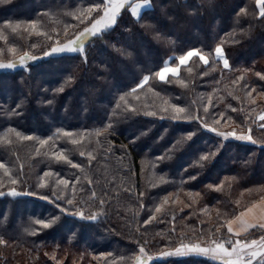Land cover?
I'll use <instances>...</instances> for the list:
<instances>
[{
	"label": "trees",
	"instance_id": "16d2710c",
	"mask_svg": "<svg viewBox=\"0 0 264 264\" xmlns=\"http://www.w3.org/2000/svg\"><path fill=\"white\" fill-rule=\"evenodd\" d=\"M149 1L137 19L126 5L115 25L92 37L83 52L45 57L57 41L90 25L91 18L80 23L75 17L98 0H0V62L25 52L40 57L26 68L0 70V163L17 181L11 184L0 169L6 193L0 196V264H135L140 247L154 257L182 243L219 242L232 235L230 219L264 200V120L257 119L264 112V17L255 0ZM8 24L19 27L12 31ZM217 46L228 69L216 59ZM192 49L209 63L193 57L177 76L155 77L165 61ZM146 75L147 84L137 88ZM172 106L185 109L178 121L170 119ZM203 123L238 134L251 128L257 143L224 140ZM189 133L196 135L184 140ZM217 145V154L201 166L200 156ZM61 149L80 168L55 160L52 153ZM61 179L68 187L58 184ZM12 188L33 194L8 195ZM78 210L97 219L72 214ZM37 219L56 222L33 235ZM13 222L19 233L9 231ZM255 232L263 230L238 238L256 239ZM150 264L222 263L188 255Z\"/></svg>",
	"mask_w": 264,
	"mask_h": 264
},
{
	"label": "snow or ice",
	"instance_id": "6c2138e0",
	"mask_svg": "<svg viewBox=\"0 0 264 264\" xmlns=\"http://www.w3.org/2000/svg\"><path fill=\"white\" fill-rule=\"evenodd\" d=\"M130 3V0H98V2H94L92 6L83 8L79 10V15L75 18L80 22L84 23L86 20H90V26L84 27L82 31L76 32L74 38L69 39L67 43L61 44L59 41L56 42V45L51 47L50 51H45L43 53L44 56H50L53 54H61V53H72V52H83L84 46H85V40L92 38V37H102V35L111 27H113L117 21V18L121 15L122 10L126 9V5ZM143 4L149 5V0H143ZM255 5L259 9V16L264 17V0H255ZM141 5L140 4H132L131 11L132 14L139 17ZM93 13H97L96 17H92ZM246 10L241 9V14H245ZM19 25L13 26L11 24L6 25V28H11L12 31H16ZM31 27L34 29L36 27L35 22L32 23ZM66 26L65 31H67ZM148 27H152V25H148ZM38 35H42L43 33H37ZM51 39V37H49ZM9 51L14 52L15 49H9ZM215 56L218 61H223V67L225 69H228L229 62L227 58L224 55L223 48L220 46H217L215 49ZM193 57H199V60L202 61L205 65L209 63L208 58L202 54L201 50L198 49H192L187 51L184 55H180L176 58H169V61H165V66L162 67L158 72L155 73V77H158L160 81H166L167 76L171 74L173 77L178 75V70L181 65H185L188 63V61ZM39 59V57L35 55H30L28 52H25L23 55L19 56L16 60L10 61L8 63H0V68H10L14 69L17 67V65L24 66L26 68L28 61H35ZM173 59H178L179 63L176 65V67H170L169 64ZM191 71V69H188ZM259 75V74H257ZM240 79H243V77H240ZM261 79H264V76H261ZM149 81V76H144L142 81L139 85H137V88H142L147 82ZM181 83H183L181 81ZM246 86V85H245ZM59 91H63V88L59 89ZM133 92L136 91V88L132 89ZM253 91H255L253 89ZM249 96H251V93H248ZM120 99L123 101L124 97L121 96ZM252 103H255V100L251 101ZM19 107V106H18ZM163 111L167 112L169 111L168 108L163 109ZM171 111L173 112V115H171L170 119L173 121L180 120L181 114L185 113L184 108H179L172 106ZM205 113H207L208 109H204ZM232 111H236L235 108L232 109ZM147 115H156L155 112H149L146 113ZM221 119L224 118V114H220ZM164 118V117H162ZM184 119L188 120H200L201 118L199 116H185ZM230 119V118H228ZM259 120H264V112H261V114L257 117ZM216 124L220 123V120L215 121ZM202 127L212 133H215L216 136L223 138L224 140L231 138H235L237 140L241 141H248L252 144H256L257 141L253 139L251 135V128L248 129V134H245L243 132L237 133L235 129L232 131H219L216 127H211L207 123H203ZM260 128L264 129V124L259 125ZM100 133H97L99 135ZM17 137H20L19 133H16ZM57 137L61 135V133L58 131L56 133ZM64 137L71 138L72 133L70 132H64L62 133ZM196 133H189L187 137H184V140L190 141L192 140L193 136H195ZM25 140H31L33 137L31 136H24L20 137ZM51 139V138H49ZM70 142L73 145H77L80 143L79 140L71 139ZM49 143L48 140H41L40 144L43 146L45 144ZM179 143V141L177 142ZM217 148V151H209L200 156L199 160L201 163V166L203 165L204 161L210 160L212 157H214L220 146H215ZM39 151V150H38ZM80 156H84V152L79 153ZM55 160L63 161L68 164H70L74 168H80L79 164H73L72 161L69 159L67 155L64 154V151L61 149L59 151V154L56 152L52 153ZM88 156L90 159L94 158L92 157L91 153H88ZM162 159V158H161ZM0 169H4V174L6 177L9 178L11 184H16L17 181L15 179H11V173L9 170L5 167L3 163H0ZM51 173H45V176H49ZM79 178H77L78 180ZM191 179H196V177H191ZM91 183V181H89ZM58 184L63 185L64 187H68L69 182L67 180H59ZM46 185L41 183L39 187H45ZM216 190H220V187H218ZM6 193L3 191H0V196L5 195ZM11 196H18V195H32L33 193H19L15 190V188L10 189V191L7 193ZM55 196V192L53 193ZM93 197L95 196V193L92 194ZM41 199L48 200L49 197L42 196ZM57 200L65 199L62 196H57ZM165 202H167V198H165ZM66 203L68 205H72L75 203L73 199H66ZM101 204L104 203L103 200L100 201ZM57 208H60V205L56 204ZM255 207V206H254ZM61 212H66L67 209L60 208ZM157 212L160 211V208L156 209ZM252 209H247V212H251ZM73 215H76L80 217L81 219L85 220H96L97 215H88L85 216L84 212L82 210H78ZM245 216V212H241L239 216L235 217L236 220H240L241 223L244 225L242 228V231H233L232 227V221H228L227 223V233L232 234L231 236H226L224 239L217 242L216 240L211 241V244L214 246L209 247H202L200 244H181L179 247H176L172 251H165L160 253L161 257H171V256H188V255H202L209 257L211 259H218L222 261V264H253L255 261L256 264H264V236H261L259 239H252L250 241L246 239H233V237H240L242 233H247L250 229L259 228L264 230V222H258V223H247L243 220V217ZM57 217L56 219H58ZM154 218V217H153ZM262 220H264V217H261ZM56 222L55 219L53 220H40L37 219L34 221V224L40 225V229H34L32 231V234H38V232L42 229H47L51 227ZM149 221H146L145 223H148ZM0 243H4V241L0 240ZM228 245V246H226ZM139 252L141 255L136 257V264H148L149 261H152L156 258L152 256H148L145 253V249L143 247H140Z\"/></svg>",
	"mask_w": 264,
	"mask_h": 264
},
{
	"label": "crops",
	"instance_id": "0c3cea01",
	"mask_svg": "<svg viewBox=\"0 0 264 264\" xmlns=\"http://www.w3.org/2000/svg\"><path fill=\"white\" fill-rule=\"evenodd\" d=\"M141 3H139L141 5L139 12L141 13L142 10L149 8V5L143 4V0H140ZM150 2V1H149ZM132 4H136V3H132ZM132 4L130 6V11H131V7ZM259 10V9H258ZM132 14V11H131ZM133 17H137L134 14H132ZM169 61V59L167 60ZM179 63L178 59H176L175 63L170 62L169 66L170 67H176V65ZM186 65V64H185ZM165 66V63L163 65V67ZM182 66V65H181ZM180 68V67H179ZM179 71V70H178ZM171 75V74H169ZM168 75V76H169ZM158 78V77H157ZM159 79V78H158ZM255 206V207H254ZM251 208L252 211L251 212H247V209ZM241 212H245V216L243 217V220L246 221L247 223H258V222H264V220L261 219V217H264V200H258L253 202L252 204L248 205L247 207H245L244 209H242L236 216H234L232 219H230L229 221H232V227H233V231H242V228L244 227V225L241 223L240 220H236L235 217L239 216V214ZM228 223V222H227ZM227 223H226V228H227ZM251 230V229H250ZM249 230V231H250ZM248 231V232H249ZM245 233H242V235Z\"/></svg>",
	"mask_w": 264,
	"mask_h": 264
},
{
	"label": "rangeland",
	"instance_id": "374dc122",
	"mask_svg": "<svg viewBox=\"0 0 264 264\" xmlns=\"http://www.w3.org/2000/svg\"><path fill=\"white\" fill-rule=\"evenodd\" d=\"M136 3V4H139V3H141L140 2V0H133L131 3H130V5H129V7H128V9H129V12H130V14H131V11H130V6H131V4L132 3ZM27 5H24V6H20L18 9L19 10H21V9H27ZM17 10V8L16 9H12L11 11H16ZM143 11V10H142ZM142 11H141V13H142ZM140 13V14H141ZM132 15V14H131ZM140 16V15H139ZM133 17V16H132ZM135 19H137L138 17H134ZM90 26V25H89ZM91 38H89V39H87V40H85V44L90 40ZM65 43H67V42H65ZM64 44V43H63ZM2 55V52L0 53V56ZM45 57H47V56H45ZM18 58V57H17ZM17 58H15V59H13V60H9V61H2V62H0V63H8V62H10V61H14V60H16ZM39 59H40V57H39ZM36 61V60H35ZM31 62H34V61H28L27 62V64H29V63H31ZM21 67H24V66H21V65H17V67L16 68H21ZM16 68H14V69H16ZM0 70H12V69H10V68H0ZM21 88H18L16 91H19ZM80 108H81V105H80ZM30 116L32 115L31 113L29 114ZM260 173L261 172V170L259 171H257V173ZM9 231L11 232V233H19V227H18V225H17V223L16 222H13V223H11V225H10V229H9ZM61 232L59 231V232H57V233H54V236L56 237V236H58L59 234H60ZM256 234L258 233V232H255ZM260 235V236H259ZM259 235L257 234V237H256V239H259L261 236H264V230H263V232L262 233H259ZM233 239H240V238H238V237H234ZM248 241H250V240H248ZM193 244H200L202 247H209V246H214V245H212V244H209V243H205V242H195V243H193ZM180 246V245H179ZM179 246H177V247H179ZM226 246H228V245H226ZM176 248V247H175ZM175 248H172V249H168V250H166V251H172V250H174ZM165 252V251H164ZM139 255H141L140 254V252L138 251V253H137V256H139ZM192 256H194V255H192ZM195 256H202V255H195ZM171 257H183V256H171ZM204 257H206V256H204ZM154 258H156V259H154V260H158V259H166V258H168V257H161L160 256V254H158V255H156V256H154ZM209 258V257H208ZM211 259V258H210ZM213 261H216V262H221L222 263V261H220V260H218V259H212ZM61 261V260H60ZM153 261V260H152ZM152 261H149L148 262V264H150ZM69 263H73V262H69ZM68 263V264H69ZM61 264H63V261L61 262ZM135 264H136V260H135Z\"/></svg>",
	"mask_w": 264,
	"mask_h": 264
}]
</instances>
